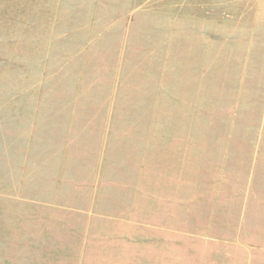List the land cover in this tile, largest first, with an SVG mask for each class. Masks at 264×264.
Segmentation results:
<instances>
[{
	"label": "rangeland",
	"instance_id": "1",
	"mask_svg": "<svg viewBox=\"0 0 264 264\" xmlns=\"http://www.w3.org/2000/svg\"><path fill=\"white\" fill-rule=\"evenodd\" d=\"M0 264H264V0H0Z\"/></svg>",
	"mask_w": 264,
	"mask_h": 264
}]
</instances>
